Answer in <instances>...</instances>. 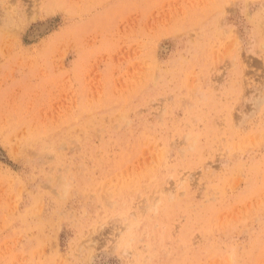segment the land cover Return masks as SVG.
<instances>
[{
    "label": "rangeland",
    "instance_id": "rangeland-1",
    "mask_svg": "<svg viewBox=\"0 0 264 264\" xmlns=\"http://www.w3.org/2000/svg\"><path fill=\"white\" fill-rule=\"evenodd\" d=\"M0 264H264V0H0Z\"/></svg>",
    "mask_w": 264,
    "mask_h": 264
}]
</instances>
